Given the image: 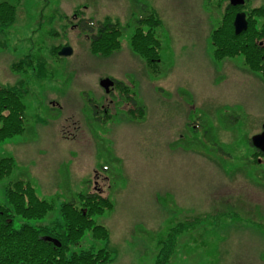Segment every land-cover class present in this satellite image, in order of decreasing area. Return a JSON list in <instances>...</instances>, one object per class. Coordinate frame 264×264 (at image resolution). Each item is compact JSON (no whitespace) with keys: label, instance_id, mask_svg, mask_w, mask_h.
Listing matches in <instances>:
<instances>
[{"label":"rangeland","instance_id":"374dc122","mask_svg":"<svg viewBox=\"0 0 264 264\" xmlns=\"http://www.w3.org/2000/svg\"><path fill=\"white\" fill-rule=\"evenodd\" d=\"M7 1L15 13L0 22V83L19 89L26 124L0 141V159L14 160L0 177V204L10 205L5 187L18 178L53 203L40 217L16 215L14 225L60 224L62 202L101 191L112 204L92 218L108 235L86 228L67 253L106 247L103 264H264V156L249 142L264 124V74L243 54L215 53L212 33L232 15L229 1ZM258 6L264 0L234 11L255 27L243 43H264ZM149 7L161 19L158 69L130 39ZM82 16L119 21L120 44L92 49L76 25ZM62 45L72 53L52 52ZM104 76L128 84L142 117L117 87L105 91ZM97 104L110 115L97 116Z\"/></svg>","mask_w":264,"mask_h":264},{"label":"trees","instance_id":"16d2710c","mask_svg":"<svg viewBox=\"0 0 264 264\" xmlns=\"http://www.w3.org/2000/svg\"><path fill=\"white\" fill-rule=\"evenodd\" d=\"M247 1L245 0L242 5L227 3L226 11L233 9V13L229 18L226 17L223 20L219 28L213 31L212 42L218 56L223 58L224 56L243 54L244 60L252 69L264 74V43H243L240 39L248 30H253L256 34L249 13L245 11L247 28L239 33L234 31V11L237 8L243 9ZM252 10L255 14L264 15V6L253 7ZM14 13L15 7L11 2L0 1V22L2 24L11 23ZM76 14L78 12L73 13L74 16ZM160 22L161 19L154 8H147L145 16L135 19L134 32L130 38L133 48L142 54L149 64L156 65L155 69L159 68L160 39L154 35L153 29L160 25ZM147 23L149 29L145 32L142 25ZM76 25L85 33L92 49L96 51L112 50L117 44H120L118 37L123 28L119 21L110 19L95 21L90 17L82 16L78 18ZM58 49L59 46L52 48V52L57 56ZM24 60L28 62L29 58L26 56L14 63L13 66L20 68L19 66H23ZM115 80L117 88L121 90L130 105L129 113L142 117L145 109L134 96V92L128 91L127 83ZM99 109H102L101 112H104L106 116L110 115L105 112L106 110L101 107V104H97L94 109L97 116H99ZM25 124V103L19 89L15 85L0 83V141L22 132ZM249 142L251 143L250 139ZM254 148L256 153L264 156L261 150ZM13 165L14 160L11 156L2 157L0 159V177L10 173ZM5 194L10 205L0 204V264H103L111 259L110 251L106 247L97 250L82 248L67 253L69 243L76 241L86 228H91L96 236L106 237L108 235L105 225L95 222L92 218V214L102 212L112 204L107 195H103L101 191L79 192V198H77L79 204L75 199L62 202L60 206L62 221L60 224L53 225L30 223L27 220L18 226L14 225V217L18 214L27 218L40 217L53 207L52 201L38 196L28 181L21 178L9 181L5 187ZM46 235L57 238L59 244L50 239L41 238ZM172 243L173 246L175 238ZM155 264H163V260H159Z\"/></svg>","mask_w":264,"mask_h":264},{"label":"water","instance_id":"95a60500","mask_svg":"<svg viewBox=\"0 0 264 264\" xmlns=\"http://www.w3.org/2000/svg\"><path fill=\"white\" fill-rule=\"evenodd\" d=\"M230 4L232 5H237V4H243L244 0H229ZM233 25H234V31L235 33H239L242 30L247 28V19H246V14L244 11H238L235 14L234 20H233ZM73 51V48L70 45H63L60 47L58 50L59 55H69ZM100 85L104 87L105 91H109L110 87L114 84V81L110 77H103L99 81ZM251 142L252 144L261 150L264 153V124L262 126V130L260 132L254 133L251 135ZM42 239H50L54 241L56 244H59L57 238H53L51 236H42Z\"/></svg>","mask_w":264,"mask_h":264},{"label":"flooded vegetation","instance_id":"af4514ba","mask_svg":"<svg viewBox=\"0 0 264 264\" xmlns=\"http://www.w3.org/2000/svg\"><path fill=\"white\" fill-rule=\"evenodd\" d=\"M114 79V78H113ZM117 87V82H116V80L114 79V84H113V86L111 87V88H116Z\"/></svg>","mask_w":264,"mask_h":264}]
</instances>
